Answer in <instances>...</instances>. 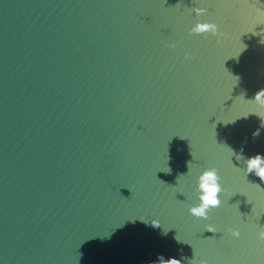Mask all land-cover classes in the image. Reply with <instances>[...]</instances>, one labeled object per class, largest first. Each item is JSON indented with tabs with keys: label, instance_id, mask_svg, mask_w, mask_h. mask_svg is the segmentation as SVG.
<instances>
[{
	"label": "water",
	"instance_id": "water-1",
	"mask_svg": "<svg viewBox=\"0 0 264 264\" xmlns=\"http://www.w3.org/2000/svg\"><path fill=\"white\" fill-rule=\"evenodd\" d=\"M261 88L264 0H0V264H264Z\"/></svg>",
	"mask_w": 264,
	"mask_h": 264
},
{
	"label": "clouds",
	"instance_id": "clouds-1",
	"mask_svg": "<svg viewBox=\"0 0 264 264\" xmlns=\"http://www.w3.org/2000/svg\"><path fill=\"white\" fill-rule=\"evenodd\" d=\"M198 11L203 12V11H207V9L201 8V9H198ZM205 25H209L212 29L216 28V24L213 21L206 20L203 22H199V28L202 29L205 27ZM185 56L190 57L191 53L186 52ZM244 100L246 102H255V104L258 106L257 110L251 111L249 113H255L260 118L262 115H264V88L257 90L253 98H250V99L244 98ZM244 171L247 174L254 173L256 176L260 178L261 181H264V154H261L258 152L254 155H250L247 158H245ZM218 179L219 177L217 175V169L215 167L206 168L201 173L200 187L203 189V192L201 194L202 204L192 209V211L196 213L197 215L204 214V210L209 205L215 206L220 203V199L217 194L218 192L221 191V184L218 183ZM233 231H234V234L237 237H239L240 235L239 231L238 230H233ZM257 238L261 241H264V229H261L257 233ZM162 264H184V261L176 257H170L162 261ZM192 264H209V261L206 258H200L198 260L194 259Z\"/></svg>",
	"mask_w": 264,
	"mask_h": 264
}]
</instances>
